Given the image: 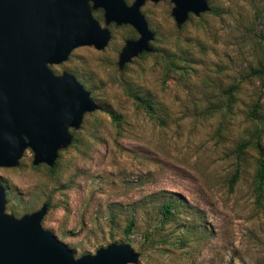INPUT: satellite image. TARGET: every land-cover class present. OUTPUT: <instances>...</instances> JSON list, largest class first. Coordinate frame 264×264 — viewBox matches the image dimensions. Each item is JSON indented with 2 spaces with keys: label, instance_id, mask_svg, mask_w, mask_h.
<instances>
[{
  "label": "rangeland",
  "instance_id": "rangeland-1",
  "mask_svg": "<svg viewBox=\"0 0 264 264\" xmlns=\"http://www.w3.org/2000/svg\"><path fill=\"white\" fill-rule=\"evenodd\" d=\"M206 2L208 10L177 28L169 0H144L139 11L153 34L151 51L122 68L118 54L137 34L114 24L102 49L78 46L48 65L54 74H72L100 108L69 129L54 171L33 166L28 148L15 166L0 167L5 213L19 217L46 204L41 227L74 257L114 242L138 253L135 264H264V197L256 201L252 193L253 149L227 184L235 147L254 125L264 145V86L246 75L264 62V0ZM128 90L150 99L157 119ZM254 103L259 119L250 113ZM163 202L171 204L168 219Z\"/></svg>",
  "mask_w": 264,
  "mask_h": 264
},
{
  "label": "water",
  "instance_id": "water-1",
  "mask_svg": "<svg viewBox=\"0 0 264 264\" xmlns=\"http://www.w3.org/2000/svg\"><path fill=\"white\" fill-rule=\"evenodd\" d=\"M143 1L126 5L123 0H0V167L15 166L25 148L32 153V165L53 166L58 150L71 140L68 129L78 128L83 114L100 106L72 74H54L48 65L66 60L78 46L100 50L106 45L110 34L93 18L95 8L102 9L105 24H128L138 34L125 40L118 54L119 68L137 54L150 52L153 34L139 11ZM170 1L177 28L188 14L208 10L206 0ZM5 201L0 184V264H135L138 260L128 244L114 242L74 257L41 227L46 204L15 217L4 212Z\"/></svg>",
  "mask_w": 264,
  "mask_h": 264
},
{
  "label": "trees",
  "instance_id": "trees-1",
  "mask_svg": "<svg viewBox=\"0 0 264 264\" xmlns=\"http://www.w3.org/2000/svg\"><path fill=\"white\" fill-rule=\"evenodd\" d=\"M189 16H191L189 14ZM150 53V52H149ZM148 52H142V54H149ZM247 77H254L260 80L261 85L264 86V62L258 63L256 66L251 67L248 72L246 73ZM234 85L230 86L226 90V95L228 97L231 96L232 90H234ZM127 95L132 99V101L135 103L136 106L141 107L146 114L152 118V119H157L158 116L155 115V110L153 108V105L151 103V100L148 98H143L141 97L137 92L128 90ZM259 105L257 103H254L251 106V111L250 113L252 115H255L254 117L256 119H259V116H257L255 113L258 111ZM102 110L106 112L111 120H113L116 125L120 122V115L108 108L102 107ZM262 130L261 127L254 125L252 130H250L249 135L246 139L240 141L234 150V157L236 160V165L233 170V172L230 174V176L227 178V184L228 187L230 188L238 179L239 177V164L241 161H244V154L246 152V149L251 148L255 152L256 156L254 158V171H253V176H252V193L255 196L256 201H258L259 198L264 197V145L261 142V137H262ZM39 165H45V164H38V165H33L35 167ZM57 165V158L53 164L52 167H48L45 165L46 170L49 172L54 171ZM170 207L171 204L168 202H163L160 205V211L164 219H168L170 217ZM133 219L130 217L126 225L124 227V233L127 235L129 231H131V228L133 226Z\"/></svg>",
  "mask_w": 264,
  "mask_h": 264
},
{
  "label": "flooded vegetation",
  "instance_id": "flooded-vegetation-1",
  "mask_svg": "<svg viewBox=\"0 0 264 264\" xmlns=\"http://www.w3.org/2000/svg\"><path fill=\"white\" fill-rule=\"evenodd\" d=\"M124 1V3L126 4V5H130L132 2H133V0L131 1V3L130 4H127L126 2H125V0H123ZM170 1V0H169ZM153 2V1H152ZM171 2V1H170ZM172 3V2H171ZM89 4L91 5V2H89ZM141 6V5H140ZM139 6V7H140ZM173 7V6H172ZM172 9V8H171ZM92 11H94L95 12V14H96V16H97V18H95L93 15V18L94 19H96L97 20V22L99 23V21H98V19H101L102 20V22L104 23V19H103V11H102V9L101 8H95V9H91V14H92ZM170 14H171V11H170ZM189 15V14H188ZM172 16V15H171ZM173 18V17H172ZM174 21V20H173ZM108 24H114L115 26H121V25H128V24H119V25H116L114 22H109V23H107V24H105L104 23V27L105 28H107L108 29V27H107V25ZM100 25V24H99ZM101 26V25H100ZM128 26H130V25H128ZM102 27V26H101ZM131 27V26H130ZM132 28V27H131ZM133 29V28H132ZM134 30V29H133ZM108 31H109V29H108ZM135 31V30H134ZM136 32V31H135ZM109 34H110V31H109ZM137 34V33H136ZM137 37H138V34H137ZM136 37V38H137ZM110 38V37H109ZM135 38V39H136ZM109 40V39H108ZM126 40H128V39H126ZM125 42V41H124ZM70 129V128H69ZM68 129V130H69Z\"/></svg>",
  "mask_w": 264,
  "mask_h": 264
}]
</instances>
